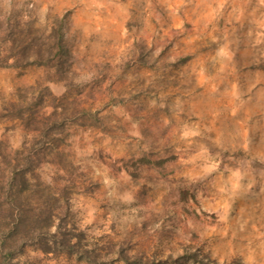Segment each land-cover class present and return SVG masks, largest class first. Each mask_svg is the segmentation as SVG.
Listing matches in <instances>:
<instances>
[{
	"label": "rangeland",
	"instance_id": "1",
	"mask_svg": "<svg viewBox=\"0 0 264 264\" xmlns=\"http://www.w3.org/2000/svg\"><path fill=\"white\" fill-rule=\"evenodd\" d=\"M65 223L97 264H264V0H0L10 264H90L33 246Z\"/></svg>",
	"mask_w": 264,
	"mask_h": 264
},
{
	"label": "trees",
	"instance_id": "2",
	"mask_svg": "<svg viewBox=\"0 0 264 264\" xmlns=\"http://www.w3.org/2000/svg\"><path fill=\"white\" fill-rule=\"evenodd\" d=\"M16 171H13V174L11 176V180L15 178ZM13 183H9V187H12ZM12 203V202H11ZM16 206L15 204L11 205ZM17 213L19 214L16 220L20 219L21 216V209L16 206ZM65 216V213H64ZM64 216H62L60 219H62ZM49 218H51V215L49 214ZM16 223L14 224V228L16 227ZM13 229V228H12ZM57 231L49 234L50 241L47 239V241H44L43 245H33L38 248H40L43 252H66L68 254H75V256L79 259H83L90 264H97V253H95L91 249H87L83 247L82 245H78L77 241L72 242V238L77 236L76 233H74V225L68 226L66 223L61 226V224L58 225ZM13 232L11 230L7 231L6 233H2L0 235V260L1 264H10L12 258L21 250H23L25 245H22L23 239L14 241V238L12 237ZM119 259L125 262V264H135L140 263V259L135 256H130L125 251L120 249L118 251ZM232 264H239L238 262H232Z\"/></svg>",
	"mask_w": 264,
	"mask_h": 264
}]
</instances>
